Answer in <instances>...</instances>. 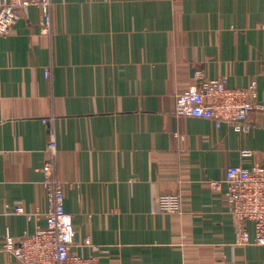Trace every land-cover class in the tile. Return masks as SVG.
<instances>
[{
  "label": "crops",
  "instance_id": "0c3cea01",
  "mask_svg": "<svg viewBox=\"0 0 264 264\" xmlns=\"http://www.w3.org/2000/svg\"><path fill=\"white\" fill-rule=\"evenodd\" d=\"M20 15L0 35V264H19L6 233L45 224L52 131L72 252L91 254L89 239L98 264H264L263 246L236 245L225 185L211 184L264 164V107L243 133L174 112L199 71L256 81L264 106V0H53L47 33L40 6ZM165 194H180L179 211H160Z\"/></svg>",
  "mask_w": 264,
  "mask_h": 264
},
{
  "label": "built area",
  "instance_id": "2783aa9c",
  "mask_svg": "<svg viewBox=\"0 0 264 264\" xmlns=\"http://www.w3.org/2000/svg\"><path fill=\"white\" fill-rule=\"evenodd\" d=\"M31 5L42 8V31L50 32L53 0H1L0 35H8L21 17L20 10ZM46 75H50L49 69H46ZM197 77L201 79L200 85L176 95L175 114L210 119L219 127L227 123L238 133L249 131L251 113L264 107L259 100L257 82L231 87L224 78H207L200 71ZM45 151L43 185L50 200L45 224L34 233L22 236L6 233L3 251L19 264H98V253L102 248L89 239H86V244L90 245L91 254L83 256L71 250L76 230L72 214L66 208L63 183L57 174L58 146L53 131ZM244 154H251V151L246 150ZM211 184L215 190L225 185L237 227L236 245L264 247V164H232L227 168L224 179L214 180ZM158 204L162 212H177L181 209V196L161 195ZM14 213L25 214L29 220L38 214L27 212L22 205H17ZM250 222L254 232L248 227Z\"/></svg>",
  "mask_w": 264,
  "mask_h": 264
}]
</instances>
